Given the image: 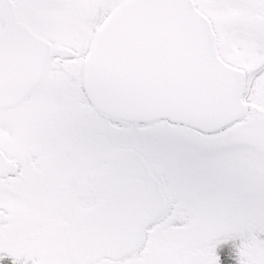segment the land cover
Wrapping results in <instances>:
<instances>
[{
	"label": "snow or ice",
	"instance_id": "6c2138e0",
	"mask_svg": "<svg viewBox=\"0 0 264 264\" xmlns=\"http://www.w3.org/2000/svg\"><path fill=\"white\" fill-rule=\"evenodd\" d=\"M0 264H264V0H0Z\"/></svg>",
	"mask_w": 264,
	"mask_h": 264
}]
</instances>
